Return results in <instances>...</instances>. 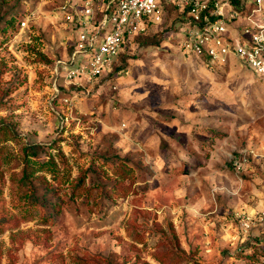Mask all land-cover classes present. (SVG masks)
Segmentation results:
<instances>
[{
  "label": "rangeland",
  "instance_id": "rangeland-1",
  "mask_svg": "<svg viewBox=\"0 0 264 264\" xmlns=\"http://www.w3.org/2000/svg\"><path fill=\"white\" fill-rule=\"evenodd\" d=\"M67 2L0 0V264H264V78L177 10L71 77Z\"/></svg>",
  "mask_w": 264,
  "mask_h": 264
},
{
  "label": "built area",
  "instance_id": "built-area-1",
  "mask_svg": "<svg viewBox=\"0 0 264 264\" xmlns=\"http://www.w3.org/2000/svg\"><path fill=\"white\" fill-rule=\"evenodd\" d=\"M68 0L62 14L76 32L69 75H100L127 40L178 11L182 47L208 66L235 60L264 78V0ZM240 18L245 21L240 22ZM22 26L26 21H21ZM79 56H83L79 59ZM242 160L236 159L240 167Z\"/></svg>",
  "mask_w": 264,
  "mask_h": 264
},
{
  "label": "trees",
  "instance_id": "trees-1",
  "mask_svg": "<svg viewBox=\"0 0 264 264\" xmlns=\"http://www.w3.org/2000/svg\"><path fill=\"white\" fill-rule=\"evenodd\" d=\"M233 1H234V3H235L236 5H238V3H239L238 0H233ZM173 10L176 11V9H171V10L169 11V13H170L171 11H173ZM176 12H177V11H176ZM169 13H168V14H169ZM168 14H167V15H168ZM176 14H177V19H179V17H178V14H179V13L177 12ZM149 26H152V25H149ZM149 26H147V27H149ZM134 37H135V35H133L131 38H134ZM129 39H130V38H129ZM128 41H129V40H127V42H128ZM127 42H126V44H127ZM73 49H74V45H73ZM121 53H122V52H120V54H121ZM120 54H119V55H120Z\"/></svg>",
  "mask_w": 264,
  "mask_h": 264
}]
</instances>
